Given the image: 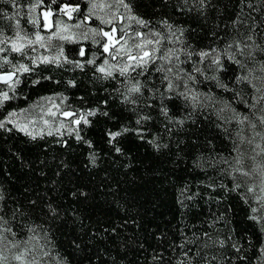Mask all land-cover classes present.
Segmentation results:
<instances>
[{"label":"trees","instance_id":"trees-1","mask_svg":"<svg viewBox=\"0 0 264 264\" xmlns=\"http://www.w3.org/2000/svg\"><path fill=\"white\" fill-rule=\"evenodd\" d=\"M34 2L0 0V39L17 31L47 36L53 30L43 27L41 13L48 9L53 25H77L91 9L90 0H44L30 13ZM125 2L150 21L147 28L133 22V30L165 37L157 55L171 49L170 64L158 59L143 74L137 68L105 76L98 68L119 56L103 52L101 37L64 42L67 59L59 63L0 52L2 71L30 69L14 78V91L0 83L12 97L0 105V121L56 98L48 119L68 120L71 128L33 136L0 127V252L24 250L37 264H264V224L255 191H248L259 178L256 165H264V0ZM64 5L79 10L69 19L60 12ZM36 17L38 26L29 23ZM81 24L112 27L93 15ZM201 51L211 56L202 59ZM243 76L251 84L237 82ZM137 81L141 92L129 93ZM81 115L87 124L72 123ZM118 131L113 140L110 133ZM237 167L252 174L242 176Z\"/></svg>","mask_w":264,"mask_h":264},{"label":"snow or ice","instance_id":"snow-or-ice-1","mask_svg":"<svg viewBox=\"0 0 264 264\" xmlns=\"http://www.w3.org/2000/svg\"><path fill=\"white\" fill-rule=\"evenodd\" d=\"M44 0H35L33 4L30 6V13H34L37 8H39L43 4ZM185 3L188 2V0H184ZM205 0H199V3L203 5ZM118 5L123 6L125 11L128 13L126 19L127 23H124L125 17L124 16H116L113 15L110 19H104L103 17H100V21L102 24L105 25H112L111 29L109 31H104L103 28H101L99 31L96 29H91L90 31L93 33L94 36H100L102 39H105V42L101 45L103 52L108 53L112 59H116L117 56L126 57L125 63L123 67H118L115 65H109L108 68H105L104 66H100L98 68V71L101 73H104L105 76H111L112 75V68L116 67V70L120 73V75L124 76L129 73V71H135L137 68L141 69V72L139 74H143L144 69H146L150 63H155L156 60H162L166 61L169 64L171 63V58L175 55V53L171 50H165L164 54L157 55V53H160L161 51V44L162 41H164L165 37L160 32H154L152 30H149L147 32L140 31L139 28L136 30H133L132 24L133 22L139 26L140 28H147L150 24V21H146L138 16H135L132 14V6L129 3H126L125 0H117ZM101 7H104L105 5H100ZM108 7H111V5H107ZM251 6V5H249ZM97 5L93 4L92 8H96ZM79 6L76 7H69L68 5H64L60 12L64 13L71 19V14L74 11H78ZM53 15L51 9H48L47 11H43L41 13V16L44 19V25L43 27L45 29H51L53 27V24L51 22L50 17ZM91 9L89 10V15L85 16V21L88 19H91ZM10 19H15V16L9 17ZM39 19L40 17L33 18L29 21V23L33 24L34 26L39 25ZM85 21H80L76 27H79L81 23H84ZM114 21H120V27L117 29L115 26ZM17 28L19 27V20L15 21ZM59 23V22H58ZM165 25L168 26L169 31L171 32V25H168L167 21H163ZM68 31V26L65 25L63 28H58L56 32H51V34L47 37V39L50 41L53 38H58L60 40H73V37L70 35H62V32ZM181 35H182V30ZM172 35H175L174 32H172ZM118 37V38H117ZM84 39H88L87 33L84 34ZM179 39V37H177ZM248 39H251L249 37ZM26 41V43H25ZM45 37L40 34L39 31H37L34 34V39L29 38L27 35H21L20 31L16 32L15 38H9L5 37L4 39H0V45H6L10 42V47H0V52H15L20 53L23 55H26L25 48L26 47H32L33 45L38 44L41 48L47 47V45L44 43ZM131 42V44H130ZM34 50V49H33ZM133 50H135V54H133ZM243 50L241 49V52ZM261 51H264V49H261ZM63 55V51L61 49L60 56ZM80 55H84V50H80ZM188 57L190 58L192 53H187ZM199 57L207 58L211 56L210 52L207 51H201L197 53ZM60 56L49 58L47 56L41 57L40 60L43 63H54L58 62L60 59ZM178 59V56L176 57ZM231 58V57H230ZM65 59H67L65 57ZM4 63H10V61L7 60V58L4 59ZM35 63V61H33ZM88 63H94V61L90 60ZM213 63L219 64V58L217 56L216 59L213 60ZM104 64H108V60L104 61ZM78 67H83V65L77 64ZM3 64H0V83H3L8 86V88L12 91L15 90L14 86L15 84L19 83L18 79H14L18 73L21 72H28L30 71L29 67L24 64H20L18 67L13 66L11 71H2ZM262 70H264V65H262ZM156 71H164L163 67H159L156 69ZM168 71L171 72V68H168ZM194 71L199 72V68H195ZM179 78V77H178ZM165 80H168V76H164ZM188 79L195 80V76L192 74H188ZM237 82L240 81H248V83L251 84V81L249 80L248 76L243 77H237ZM168 89L171 90L174 85L171 80H169V83L167 85ZM186 87V85H185ZM252 87L257 91L261 92V89L256 88L254 84H252ZM129 93H140L141 92V86L139 81L132 84V86L128 89ZM181 95L185 96V99H191L192 101H196L198 99L197 94L192 95H186L185 93H181ZM210 98V97H209ZM9 99H12V97L9 96L8 91H0V105L3 104V102L8 101ZM260 100H264V94H262L259 98ZM259 102V100L257 101ZM166 112V110H165ZM16 113H9V122L15 123V121H11L10 117L15 116ZM54 115V113H53ZM63 116L65 117H73L76 115V113L73 112H63ZM89 115H95L94 112H90ZM248 120L247 116H244L240 119H238V123L243 125L245 121ZM261 123H264V116L260 117ZM87 124L88 120L84 115H81L78 119H75L72 121L75 125H79L81 122ZM180 123H183V121H179ZM47 123V121H45ZM4 121H0V127H4ZM63 127V124L61 125ZM254 128L255 125H252ZM22 131H27L26 126L21 128ZM59 131V130H57ZM124 131H127L126 129ZM31 134V133H29ZM49 135H52L51 132L48 133ZM121 132H112L110 133L111 138L114 140L116 137L120 136ZM239 136V133H237ZM77 139H80L79 135H77ZM250 142V141H249ZM117 151H120V149H116ZM261 152H264V148H261ZM253 160L255 157L252 158ZM227 163V161H225ZM236 164L240 165L241 160L239 158H236ZM234 172H239L242 176H250L252 174L251 171H244L242 167H237L233 169ZM254 171H257L260 173L261 176V192H264V165H256ZM236 187H240L239 184L236 185ZM249 192H254V187L248 188ZM260 200L264 201V195L259 197ZM255 211V210H254ZM253 219H256V217H253ZM0 220H2V217H0ZM10 231V230H8ZM262 231H264V228H262ZM2 233H0V239H3ZM222 243V242H221ZM13 247H16V245H13ZM239 249H237L238 251ZM185 256H187V253H185ZM24 258V254L21 253L20 255H17L14 257L15 260H22ZM7 258L4 256H0V264H3V261H5Z\"/></svg>","mask_w":264,"mask_h":264},{"label":"rangeland","instance_id":"rangeland-1","mask_svg":"<svg viewBox=\"0 0 264 264\" xmlns=\"http://www.w3.org/2000/svg\"><path fill=\"white\" fill-rule=\"evenodd\" d=\"M91 3V12L92 15L99 21L100 17H103L104 19H110L113 15L116 16H124L125 20L124 23H127V15L128 13L125 11L123 6L118 5L117 0H90ZM96 4V8H92V5ZM100 5H105L104 7H101ZM107 5H111V7H108ZM115 24H118L120 27V21H114ZM53 24V23H52ZM65 25L68 26V31L62 32V35H70L73 37V40H60L58 38H53L52 40H48L47 37L51 34L42 35L45 37L44 43L47 45L45 48H41L38 44L33 45L32 47H26L25 53L28 58H30L33 61L41 62L40 58L47 56L49 58L60 56L61 52V45L64 42H73V41H91L94 43L98 42V39L100 36H94L93 33L90 31L91 29H96L93 26L86 25V24H80L79 27H76V25L70 24L69 22H59L53 25L51 32H56L58 28H63ZM112 26V25H109ZM97 30V29H96ZM98 31V30H97ZM87 33L88 39H84V34ZM34 39V37H33ZM26 43V41H25ZM131 44V42H130ZM34 49V50H33ZM133 54H135V50H133ZM126 57L119 56V59L117 57L116 60H108L107 65H102L105 68H108L109 65H115L118 67H123L125 63ZM1 60V59H0ZM65 57L60 56V59L57 63L61 61H65ZM112 70H116V67H113ZM55 99L56 98H45L43 100H40L36 104H34L32 107H30L27 110H23L20 112H16L15 116L10 117L11 121H15V123L9 122V116L4 120V127H13L20 131L21 128L25 127L27 128V131H23L26 133H31L33 136H41L44 134H48L49 132L57 135H63L67 131L71 130L69 126V121L66 122L65 120L61 119H48L47 114L50 112L52 107L55 105ZM47 121V123H45ZM63 124V127L61 125ZM59 130V131H57ZM258 181L255 182L254 188H255V201L257 204L258 214L259 217L264 224V201L260 200L259 197L264 195V192H261V176L260 173L258 174ZM21 253L24 254V258L22 260H15L14 257L17 255H20ZM27 251L24 250H18L15 249L13 255H11L10 251L8 252H0V256H4L7 259L3 261V264H9L10 260H14L15 264H37L38 262L29 259L27 255Z\"/></svg>","mask_w":264,"mask_h":264},{"label":"water","instance_id":"water-1","mask_svg":"<svg viewBox=\"0 0 264 264\" xmlns=\"http://www.w3.org/2000/svg\"><path fill=\"white\" fill-rule=\"evenodd\" d=\"M3 84V83H2Z\"/></svg>","mask_w":264,"mask_h":264}]
</instances>
